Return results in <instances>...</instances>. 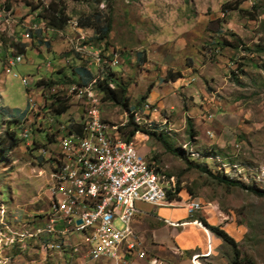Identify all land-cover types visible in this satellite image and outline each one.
Masks as SVG:
<instances>
[{"label":"rangeland","instance_id":"obj_1","mask_svg":"<svg viewBox=\"0 0 264 264\" xmlns=\"http://www.w3.org/2000/svg\"><path fill=\"white\" fill-rule=\"evenodd\" d=\"M51 1L0 0V264H72L65 258L70 255L68 245H59L60 251L45 250L44 260L42 243L25 250L29 235L15 237L12 231L42 224L54 167V158L39 159L23 138L34 117L35 95H46L51 110L50 122L38 119L37 130L56 131L61 137L65 122L71 125L78 114L91 115L87 87L79 99V86H69L72 104L63 115H54L51 103L56 94L67 91V84L78 81L73 70L79 65L90 64L83 66L92 73L91 79L102 77V69L109 67L100 66L94 53L107 61L112 52L119 56L110 71L125 85L129 107L135 112L133 107L149 102L157 109L151 116L154 121L148 116L137 119L140 127L162 133L173 150L166 151L156 137L144 134L146 166L157 156L155 165L164 183L180 189L177 197L202 203L203 209L192 217L210 211L217 226L237 243L241 258L264 264V196L217 180H239L264 194V0H113L109 7L95 0H60L70 19L63 30L48 26L39 15L41 9H32ZM227 4L251 12L256 27L237 10L224 12ZM10 10L13 20L8 22ZM95 14L111 17L106 44L96 40L95 26L80 25L85 19L94 22ZM27 16L40 20L30 23ZM69 24L78 26L87 39L83 50L80 43L70 42L78 32ZM17 33L33 36L22 40ZM19 41L26 45L25 61L7 68L5 56L17 52ZM222 42L237 48L221 47ZM252 61L259 69L250 67ZM168 72L181 76L173 81ZM22 77L32 79L28 86ZM41 81H52L53 86ZM149 87L148 97L139 102ZM98 111L112 129L127 123L128 113L113 102H101ZM221 112L229 115L216 118ZM206 113L213 118L209 120ZM30 127L36 130L33 124ZM13 130L19 140L10 147L8 138L5 142L3 138ZM45 133L35 132V138L54 150L56 143H48ZM198 165H205L210 174ZM165 186L174 193L176 188ZM48 241L61 243V237L48 236ZM215 250L221 264H231L230 247L220 240Z\"/></svg>","mask_w":264,"mask_h":264},{"label":"built area","instance_id":"obj_2","mask_svg":"<svg viewBox=\"0 0 264 264\" xmlns=\"http://www.w3.org/2000/svg\"><path fill=\"white\" fill-rule=\"evenodd\" d=\"M7 17L8 22L13 20L11 10L7 12ZM34 20L39 19H29L27 16V22L33 23ZM70 27L78 32L70 39V42L80 43L83 50V43L87 39L78 26L70 25ZM16 35L22 40H28V36L19 33ZM11 53L5 56L7 68L25 61L24 54L16 52L10 56ZM116 56L119 54L112 52V59L100 61V66H108L109 71L112 70ZM100 66H91V68L99 69ZM47 67H50L49 63ZM99 77L100 75L97 79ZM29 79L32 81L31 78ZM69 86H79V99H82L83 87H89L87 82L67 84V91L56 94L59 100H65L71 104ZM98 93L100 92H91V102L97 101ZM39 97L40 100H38ZM33 102L34 117L30 124H33L36 130L28 124L29 133L23 141L26 146L38 152L39 159L54 158V167L51 168L52 181L48 190L49 207L42 224L32 223L21 230H12L15 232V237L29 235V244L26 245L25 250L33 248L35 243H42V253L46 259L45 250L59 251V245H68L70 255L77 256L79 264L94 263L102 259L107 264H130L128 255L135 252L138 247L131 227L135 215L139 213L136 202L140 201L153 206L181 207L189 216L203 209L202 203L195 198L169 199L167 193H164V185H172V188H176L175 184L162 183L160 173L146 166V158L135 145V138L144 137L147 133L146 129H138L130 141L122 137L121 147L113 148L108 133L102 131L101 114L100 125L92 126L88 112V117H78V115L76 117V124L84 126L82 135H75V125L65 122V136L57 137L56 131L37 130L38 119L50 121L51 111L48 109L46 95L39 94L37 97L35 95ZM153 113H158L157 109L151 103L143 102L136 106L135 112L131 115L132 117L152 116ZM206 115L209 120L213 118V114L206 113ZM14 120L17 123L18 119ZM34 131L36 133L45 131L46 140L48 143H56V148L50 150L46 144L40 143L35 138ZM92 152H100L99 168L91 167ZM116 223L121 228H118ZM193 223L202 226L198 220H194ZM170 224L179 225L178 223ZM48 234L60 235L61 243H50ZM210 251V245H208L204 255L192 256V262L202 264L201 257L210 255ZM138 255L145 257L144 252ZM150 263L159 264L154 259Z\"/></svg>","mask_w":264,"mask_h":264},{"label":"trees","instance_id":"obj_3","mask_svg":"<svg viewBox=\"0 0 264 264\" xmlns=\"http://www.w3.org/2000/svg\"><path fill=\"white\" fill-rule=\"evenodd\" d=\"M59 1L60 0H52L50 3H48L46 6H44L42 8L39 6H33L32 9L33 10H38V9L40 10L41 9V11L39 12V15L44 19V21L47 22L48 26H50L51 28L57 29V30H63L67 26V24L69 23L70 19L66 13V7L64 5H59ZM87 1H90V0H87ZM95 1L97 3L106 2L107 6L109 7V4H111V2L113 0H95ZM224 8H225L224 12H226L227 10H237L238 12L244 14V16L249 17L250 19L255 17L251 12L242 11L241 9H239V7H237L235 5L232 6L230 4H227V5H224ZM92 20H94V22L93 21L90 22L91 20L85 19V21L81 22L80 25L81 26H91V25L95 26V30L97 33L96 40L97 41H104L106 44L109 33L111 31V28H112V22H111L110 15L107 14L104 16V15H100V14H95L94 17H92ZM27 36L30 39L31 36H33V35L28 33ZM47 45H49V44L47 43ZM220 45H221V47L222 46L223 47L224 46H230L232 48H237V45H234V44L230 45V43H227V42H222ZM15 47L17 49V53L25 54L26 45L24 43H20V41H19V43L15 44ZM11 54H14V53H11ZM102 70H103V75L100 79H97V77H93L91 79L92 73L81 64L73 70V72H74L73 74L77 75V77L79 78L78 81H76L75 83L84 84L89 79H91L88 82V85H89L91 82L95 81L96 86H97L96 88L101 93V102L102 103L104 101L113 102V103L119 105L121 108H123L128 113L127 123L119 129V132L118 131L117 132L122 135L124 140L130 141L132 139V137L134 136L135 132L138 131V129H143L140 127V125L137 121V119H140L142 116L132 117L131 114L134 113V110L129 107L128 98L126 96L127 89H126L125 85L116 81V79L114 78V73H112V71L105 70V68ZM168 76L171 80L174 81L177 78H179L181 76V74L176 73V75H174V74L168 72ZM39 84H46L47 86H52L53 83H52V81H50L49 83H44V81H41ZM149 92H150V87H149L147 93H145L144 95H142L140 97L139 102L146 99L148 97ZM70 99L71 98L69 97V101H70ZM69 106H70V103L68 101L59 100V97H56L55 101H53L51 103V107L54 110V111H52V113L54 115H63L65 112L68 111ZM133 108H136V107H133ZM130 112H132V113L130 114ZM12 122L16 123V120H13ZM71 125H75L76 130H78V131L81 130V127H80L81 125L76 124L75 121ZM152 130H153V128L146 130L147 133H145V134L156 137L157 140L162 142L166 151H173V150H171L170 147H168L166 145V143L161 138L162 133H158V132L152 131ZM6 136H7L6 138H3V141L5 142V140H7V138H8V143H9L10 147H14L17 144V140H19V138L18 139L16 138V131L15 130L7 131ZM178 153H179V151H178ZM151 159H152V161H148L149 164L147 166H149L150 169H154V170H156V172L160 173L158 167H156V165H155V161H157V156H153ZM198 168L201 172L209 173L205 165H198ZM217 180L221 183H224V184L244 188V189L250 191L251 193H253L257 196H261V197L264 196V194L258 188H256L257 186H255V185H245L239 180L229 179L227 177H222L221 179L217 178ZM179 191H180V189L178 187L175 189L174 193L167 190V197L169 199H172V198L174 199L178 195ZM197 220L212 235H214L217 239H220L223 244L230 247L231 251L233 252V258L231 260V264H251L249 259H244V258L240 257V252L237 249V243H235L233 238L230 237L229 234L226 231H224L220 226L209 225L206 222V220L202 217H197ZM60 250H62L61 246H60L59 251Z\"/></svg>","mask_w":264,"mask_h":264},{"label":"crops","instance_id":"obj_4","mask_svg":"<svg viewBox=\"0 0 264 264\" xmlns=\"http://www.w3.org/2000/svg\"><path fill=\"white\" fill-rule=\"evenodd\" d=\"M255 21L256 18H252L254 27L258 23ZM250 67L259 69L257 63L253 61L250 63ZM219 109L222 110L221 106ZM224 115H229V113L221 112L216 118L222 120ZM246 134H249V129ZM135 143L138 151L144 155L146 153L144 137H136ZM174 199L182 198L176 196ZM136 207L139 213L135 215L131 227L138 247L135 252L128 255L130 264H151L152 259L157 260L159 264H194L192 256L195 254L204 255L208 250V245L211 249L210 255L201 257L202 264H221L215 250V247L220 245V240L203 226L194 224L197 217L189 216L183 208L177 206H153L138 201ZM200 217L204 218L209 225L217 226V219L212 216L210 211L204 210ZM170 223L179 225L175 226ZM140 252H144L145 257H140L138 255ZM65 256L67 262L79 264L77 256ZM84 264H107V262L102 259Z\"/></svg>","mask_w":264,"mask_h":264},{"label":"bare ground","instance_id":"obj_5","mask_svg":"<svg viewBox=\"0 0 264 264\" xmlns=\"http://www.w3.org/2000/svg\"><path fill=\"white\" fill-rule=\"evenodd\" d=\"M10 22H11V20H10ZM24 36H26V35H24ZM99 54L100 53H94V56H97V62L100 63V61H106L105 59L103 60L101 54L100 55ZM14 77L15 78H19L17 76V74H15ZM22 78H23L24 86H28L30 84V79L29 78H24V77H22ZM22 78H20V80H22ZM100 78H101V76L99 77V79ZM87 86H88V83H87ZM96 87H97L96 83H95V81H93V82H91L89 84V87L86 88V94H87L88 98L90 99V103H91V105L93 107V113L91 115H89L91 117L92 126H99L100 125V113L98 111V107L101 104V100L99 98V95H97V101H92L91 102V92H97ZM82 98H84V87H83V90H82ZM91 105H90V107H91ZM78 117H79V114H78ZM148 117H151V116H148ZM101 118H102V115H101ZM102 131H106L108 133L109 138H110V143H111V146L113 148H120L121 147L122 136L120 134H118L119 129L117 127L113 128V129L110 128L105 123L104 118H103V122H102ZM83 133H84V126L83 125H82L80 131L76 130V126L74 127V134L75 135H82ZM56 135L58 137V132H56ZM26 136H27V134H25V137ZM64 136H65V130L63 131V134L61 135V137H64ZM99 166H100V152H92V154H91V167L92 168H99ZM160 177H161L162 183H164V180H163L164 176L162 177L161 174H160ZM164 193H167V187L165 185H164ZM48 236H54V237H57V238L61 237L58 234H48ZM22 237H26L27 238L28 235L27 236L23 235ZM59 249H60V246H59Z\"/></svg>","mask_w":264,"mask_h":264},{"label":"water","instance_id":"obj_6","mask_svg":"<svg viewBox=\"0 0 264 264\" xmlns=\"http://www.w3.org/2000/svg\"><path fill=\"white\" fill-rule=\"evenodd\" d=\"M78 223H80V221H78Z\"/></svg>","mask_w":264,"mask_h":264}]
</instances>
